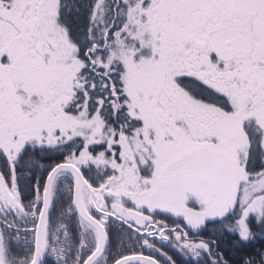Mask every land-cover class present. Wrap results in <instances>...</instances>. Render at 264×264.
<instances>
[{"label":"snow or ice","instance_id":"1","mask_svg":"<svg viewBox=\"0 0 264 264\" xmlns=\"http://www.w3.org/2000/svg\"><path fill=\"white\" fill-rule=\"evenodd\" d=\"M0 264H264V0H0Z\"/></svg>","mask_w":264,"mask_h":264}]
</instances>
